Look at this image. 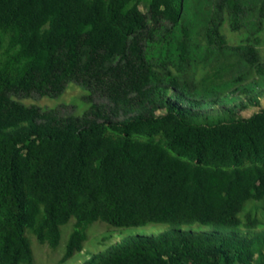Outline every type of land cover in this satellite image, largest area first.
I'll use <instances>...</instances> for the list:
<instances>
[{"label":"trees","instance_id":"1","mask_svg":"<svg viewBox=\"0 0 264 264\" xmlns=\"http://www.w3.org/2000/svg\"><path fill=\"white\" fill-rule=\"evenodd\" d=\"M263 47L264 0H0V264H264Z\"/></svg>","mask_w":264,"mask_h":264},{"label":"rangeland","instance_id":"2","mask_svg":"<svg viewBox=\"0 0 264 264\" xmlns=\"http://www.w3.org/2000/svg\"><path fill=\"white\" fill-rule=\"evenodd\" d=\"M144 12H147L146 7H142ZM262 54L264 55V47L262 48ZM83 89L79 86H71L64 93V95L58 99L41 98L34 96L32 98H24L21 100L27 105L39 106L43 109L58 108L61 113L71 114L74 112L77 106H75V100H77L82 94ZM241 98L239 102H244L249 107L247 110L242 111L244 117H250L257 112L264 109V88H261L257 92L251 95L240 94ZM253 99V100H252ZM261 213L264 215V205H262ZM196 225L194 229H203L206 227ZM203 227V228H201ZM63 234V238L59 247L53 250L49 246L41 245L33 235H28L31 239L33 253L35 257V264H84L89 258L108 247L119 243L124 238L141 235V234H158L160 231L167 228L163 225L150 226L147 228H133V229H110L108 225L102 222L94 223L87 231L88 240L84 243V249L81 253L75 255L72 259L62 262L66 253V246L69 240L70 233L72 231V225L68 227ZM64 229V228H63Z\"/></svg>","mask_w":264,"mask_h":264}]
</instances>
